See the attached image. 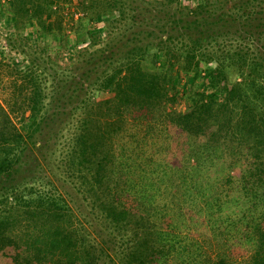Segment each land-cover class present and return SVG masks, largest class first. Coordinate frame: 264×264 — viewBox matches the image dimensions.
Instances as JSON below:
<instances>
[{
  "label": "trees",
  "instance_id": "16d2710c",
  "mask_svg": "<svg viewBox=\"0 0 264 264\" xmlns=\"http://www.w3.org/2000/svg\"><path fill=\"white\" fill-rule=\"evenodd\" d=\"M80 1L88 22L105 20L104 46L82 52L81 62L61 71L49 95L43 88L47 78L37 69H18L31 88V113L20 127L0 104V264H264V0ZM4 2L7 26L12 20L20 27L25 20L37 21L39 39L51 31L44 16L55 13V0ZM12 59L10 65L19 68ZM76 76V88L67 87ZM79 91L82 98L71 108L82 115L64 159L102 223L112 228V236L101 240L66 198L38 190L40 177L30 175L35 150L49 149L58 136L52 123L59 113L42 116L44 97L57 105L68 97L62 105H70ZM97 94L106 97L96 100ZM183 95L188 107L178 110L174 105ZM132 110L146 117L161 112V123L195 142L189 145L196 148L195 160L208 153L209 165L221 161L228 169L231 149L243 164L221 177L222 198L203 192L211 189L213 171L203 191L199 177L184 191L206 204L207 213L189 214L188 224L197 226L200 217L213 231L217 247L210 239L205 244L215 248L214 258L206 251L200 260L192 256L189 238L172 226L171 203L151 206L148 194L136 210L123 197L126 189L110 184L113 139ZM71 121L67 116L66 124ZM202 158L192 167L198 170ZM176 181L172 205L182 211L176 197L187 180ZM235 256L242 260L234 261Z\"/></svg>",
  "mask_w": 264,
  "mask_h": 264
},
{
  "label": "rangeland",
  "instance_id": "374dc122",
  "mask_svg": "<svg viewBox=\"0 0 264 264\" xmlns=\"http://www.w3.org/2000/svg\"><path fill=\"white\" fill-rule=\"evenodd\" d=\"M4 1L9 0H2V3ZM82 5L80 0H55L53 6L55 13L44 16L45 20L51 24V31L43 32L41 39H39L41 30H39L37 21L34 24H29L30 21L25 20L24 25L20 27V24L12 20V25L7 26L8 16L5 13L7 9L5 6L0 7V104L10 115L15 126L20 127L23 117L31 113L28 103L31 88L27 81H23L22 77L17 76L18 69L21 71L28 70L30 67L37 69L42 78H47V81L43 83V88L49 95L51 88L57 85L58 75L62 73L61 71H67L69 67H76L77 63L81 62L83 58L79 55L82 52H89L104 46V42L107 40V31L103 29L106 24L105 20L102 19V16H98L97 21L88 22L89 16L84 13ZM112 16L114 17V15ZM15 31L17 34L14 36ZM115 31L117 32L116 29ZM121 31L122 28H119V34ZM91 32H94V36ZM98 32L101 33L98 34ZM12 58L18 61L19 68L16 69L10 65V62H13ZM78 82L79 78L76 76L75 81L66 82V84L67 87L71 86L74 89ZM184 92L185 89L182 90V93ZM81 93L79 91L78 96H74L77 98H74L70 105H62L68 97H65V101H61V104L58 105L56 101L44 97V102H48V105L42 116L48 118L59 113L52 123V131L56 132L58 136L49 142V149L45 147L42 151L35 150L37 163L30 166V175L35 174L36 177H40L37 185L38 190L49 192L55 196L62 195L66 198L67 203L82 219L87 230L97 240H101V237L112 236V228L107 229L106 225L102 223V217L98 210L90 203V199L84 196L82 184L76 180V177H71L68 160L64 159L65 152L72 145V138L77 130V120L82 115V110L73 111L71 108L82 98ZM95 97L96 100H101L106 95L97 94ZM174 107L178 110L188 107L184 95ZM61 111L63 114H60ZM154 114L146 117L141 112L137 113L132 110L124 115L123 128L113 139L115 164L110 184L115 186L120 183V186L126 189L123 197L128 199L127 204L132 205L136 210L142 208V199L148 194L152 195L149 198L150 205L152 203L160 205L161 203V207L164 202L171 203L169 216L174 219L172 226L177 228L176 234L181 232L180 235H186L189 238L187 242L191 245L187 247H189L192 256L200 260L203 258V252L206 251L211 253L214 258V249L217 244H214L215 241L211 239L214 236L213 231L206 226V223H201L200 217L196 222L197 226L188 224L190 222L189 214L207 213L204 208L206 204L201 199H197V196L189 198L184 194V191L189 184H196V177H199L197 178L199 182H203V191V188L208 186V173L213 171L209 178L211 189L209 191L207 188L203 192L206 195H212V198H217L218 195H221L222 198L223 194L220 193L219 184L221 177L227 171L236 172L234 168L240 169L243 164L232 154L231 149L226 152V160L228 164H232V167L230 166L228 169L223 168L221 161L217 166L209 165L206 159L208 153L198 155L195 160L193 153L196 148L189 150L190 143L194 144L195 142L191 138H187V134L180 133L175 126L168 127L167 124L161 123V112H154ZM67 116L69 120H72L71 123L66 124ZM201 156L203 165L197 166V170L192 166ZM191 173L197 175L191 176ZM24 174V172H19V177L24 178ZM182 176L187 182H184L183 187L181 186L182 193H177L179 196L176 197V202L180 201L179 206L184 209L180 211L175 205H172L175 198L172 187L176 184V180L178 183L180 180L182 181ZM180 212L183 214H179ZM17 230H19L18 227ZM193 239L201 243L200 247L198 244L192 246ZM209 239L215 248L210 249V246L205 244L207 240L210 242ZM111 252L113 253V251ZM184 255L187 256L186 252ZM233 260L239 262L242 259L235 256Z\"/></svg>",
  "mask_w": 264,
  "mask_h": 264
},
{
  "label": "built area",
  "instance_id": "2783aa9c",
  "mask_svg": "<svg viewBox=\"0 0 264 264\" xmlns=\"http://www.w3.org/2000/svg\"><path fill=\"white\" fill-rule=\"evenodd\" d=\"M10 51H12V50H10Z\"/></svg>",
  "mask_w": 264,
  "mask_h": 264
}]
</instances>
